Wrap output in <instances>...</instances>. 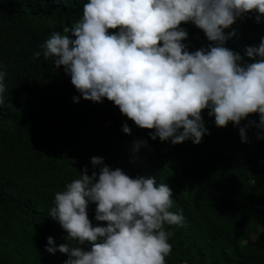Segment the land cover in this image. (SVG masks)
Listing matches in <instances>:
<instances>
[{
    "label": "trees",
    "instance_id": "obj_1",
    "mask_svg": "<svg viewBox=\"0 0 264 264\" xmlns=\"http://www.w3.org/2000/svg\"><path fill=\"white\" fill-rule=\"evenodd\" d=\"M87 2L0 0V70L7 71L0 104V264H64L67 255L45 250L47 237L57 246L75 242L64 239L66 232L48 214L56 192L85 168L91 175L103 166L91 164L94 156L171 189V211L181 212L184 222L165 225L173 233L165 264H264V130L249 126L247 143L239 136L249 121L259 123L258 114L221 128L205 109L208 134L201 143L173 145L152 140L154 130L139 128L106 98L83 99L54 57L33 54L53 32L64 34V27L82 19ZM256 15L245 14L225 29L236 34L224 46L247 63L246 47L264 38V17L257 22ZM180 27L188 32L182 43L189 52L210 44L193 23ZM125 124L131 134L122 131ZM95 208H87L90 221L105 226L95 220Z\"/></svg>",
    "mask_w": 264,
    "mask_h": 264
},
{
    "label": "clouds",
    "instance_id": "obj_2",
    "mask_svg": "<svg viewBox=\"0 0 264 264\" xmlns=\"http://www.w3.org/2000/svg\"><path fill=\"white\" fill-rule=\"evenodd\" d=\"M253 12L259 22L264 0H88L82 19L64 27V34L53 32L33 55L54 57L83 99L113 102L136 126L154 130L152 140L176 145L191 139L198 145L208 134L202 118L207 109L221 128L258 114V124L239 128L247 143L249 126L264 130V38L246 47L250 63L224 45L236 34L225 29ZM188 22L203 31L206 48L189 52L182 43L188 32L180 25ZM6 75L0 70V104ZM122 131L131 134L126 124ZM91 164L103 166L91 175L85 168L56 192L48 214L74 246H57L49 236L45 250L67 255L64 264H165L173 235L165 225L184 222L181 212L171 211V189L152 177L112 169L101 157H92ZM90 203L105 226H93ZM85 241L90 250L81 247Z\"/></svg>",
    "mask_w": 264,
    "mask_h": 264
},
{
    "label": "rangeland",
    "instance_id": "obj_3",
    "mask_svg": "<svg viewBox=\"0 0 264 264\" xmlns=\"http://www.w3.org/2000/svg\"><path fill=\"white\" fill-rule=\"evenodd\" d=\"M262 227H263V226H258V229H261ZM254 237H255V233H252V232H251V233L248 234V237H247V238H248L249 240H253ZM182 264H185V263H182Z\"/></svg>",
    "mask_w": 264,
    "mask_h": 264
}]
</instances>
